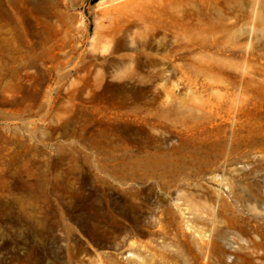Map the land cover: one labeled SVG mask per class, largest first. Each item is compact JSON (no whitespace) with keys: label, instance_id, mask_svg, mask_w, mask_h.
Segmentation results:
<instances>
[{"label":"rangeland","instance_id":"obj_1","mask_svg":"<svg viewBox=\"0 0 264 264\" xmlns=\"http://www.w3.org/2000/svg\"><path fill=\"white\" fill-rule=\"evenodd\" d=\"M263 206L264 0H0V264H264Z\"/></svg>","mask_w":264,"mask_h":264},{"label":"bare ground","instance_id":"obj_2","mask_svg":"<svg viewBox=\"0 0 264 264\" xmlns=\"http://www.w3.org/2000/svg\"><path fill=\"white\" fill-rule=\"evenodd\" d=\"M262 207V206H261ZM264 207V206H263Z\"/></svg>","mask_w":264,"mask_h":264}]
</instances>
